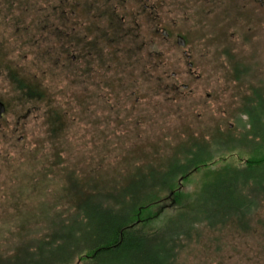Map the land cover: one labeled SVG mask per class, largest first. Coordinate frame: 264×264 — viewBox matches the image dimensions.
I'll use <instances>...</instances> for the list:
<instances>
[{
	"label": "rangeland",
	"instance_id": "rangeland-1",
	"mask_svg": "<svg viewBox=\"0 0 264 264\" xmlns=\"http://www.w3.org/2000/svg\"><path fill=\"white\" fill-rule=\"evenodd\" d=\"M94 1L0 0V100L6 104V115L0 119V264H26L40 254L45 263L62 237L69 236L65 226L71 230L81 223L76 211L85 198L95 205H112L131 178L144 174L147 183L150 170L162 171L175 156L184 167L190 158H208L210 153L217 161L211 169L222 179L205 174L206 169L183 181L182 189L193 194L205 187L193 200L196 210L191 216L232 198L233 203L258 209L248 218L245 209L244 227L196 226L198 235L184 242L175 264H264V173L254 172L253 181L232 168H246L253 151L242 137L248 135L255 113L249 98L256 90L264 93V23L257 22L264 8L256 5L239 13L233 9L230 20L222 12L211 16L200 9L190 17L182 10L177 29L186 47H159L164 52V87L173 82L176 93L159 86L156 96L148 88L150 81L137 79L129 84L131 95L122 90L117 99L103 95L105 85L99 87L100 97L95 95L96 75L88 63L93 58L86 56V48L62 43L86 34L82 29L98 10ZM122 1L118 19L126 4H134ZM64 7L73 14L68 26L59 14ZM74 19L86 24L77 23L74 30ZM250 24L255 25L253 31ZM143 32L139 42L151 37ZM242 36L249 37V46L238 47ZM134 47L132 59L144 50L133 51ZM173 73L176 77L171 78ZM13 74L38 87L43 100H27ZM190 151L193 154L185 157ZM144 183L132 185L140 188ZM168 194L161 192L159 197ZM172 209L167 208L169 213ZM177 219L166 223L162 233L180 228L184 220ZM95 220L94 216V225ZM147 247L139 254L143 259L151 253L163 256L158 243ZM72 262H80L76 253Z\"/></svg>",
	"mask_w": 264,
	"mask_h": 264
},
{
	"label": "trees",
	"instance_id": "trees-1",
	"mask_svg": "<svg viewBox=\"0 0 264 264\" xmlns=\"http://www.w3.org/2000/svg\"><path fill=\"white\" fill-rule=\"evenodd\" d=\"M59 14L62 20L63 12ZM12 78L27 100H43L44 94L38 87L25 84L16 74H13ZM254 100H257V97H250L249 103H254ZM258 100H262L261 97ZM252 111L255 113L251 114L250 130L248 135L242 137V140L250 141L253 151L245 160L246 168L242 166L232 168L237 170L238 174H245L244 177H253L254 181V172L264 173V121H257L259 117L264 119V110ZM54 124H56L55 121ZM186 154L185 157L189 158L188 155L193 152ZM214 155L210 153L208 158H190L189 161L192 162L184 167L178 164L179 159L175 156V161L162 171L150 170L147 173L149 182L146 183L144 174L131 178L127 188L112 205L103 203L95 205L85 198L81 204L78 203L76 211L81 223L71 230L65 226V231L69 232V236L62 237L58 247L56 246L53 251L55 254L51 256V262L49 259L44 263L45 256L40 254L37 259L30 258L26 264H72L73 253L79 257L78 264H175L181 250L185 247L184 242L191 240L196 233L198 235L199 231L196 230V226L204 227L205 224L208 227H217L235 223L244 227L245 224L241 223V218L245 209H247L246 212L249 211L248 214L245 213L248 218L256 212L258 207L249 208L233 203L236 198L227 200L228 203L219 204L213 209L198 210L195 216H191L196 210L192 207L193 200L205 187L201 185L199 191L193 194L190 191H184L182 183L188 180L194 172L206 169L208 170L205 174L212 173L216 175L215 179H222L220 173H215L216 171L211 169L214 163H217L213 160ZM133 181L145 183L139 188V186L132 185ZM246 186L248 187V185L243 187L247 190ZM166 191L169 192L167 197H159V193ZM167 200L169 203L165 202ZM167 206L169 209L173 208L174 211L169 213ZM81 209L83 212H80ZM94 216L96 225L93 224ZM176 219L184 220L183 223L181 222V227L171 234H163L164 225ZM188 220L189 223H185ZM80 241L84 246H81ZM154 242L159 244L160 254L164 251L163 256L156 258V255L151 253L143 259L139 254H142L148 248L147 246ZM69 243H71L70 246ZM133 253L136 255L132 256Z\"/></svg>",
	"mask_w": 264,
	"mask_h": 264
},
{
	"label": "flooded vegetation",
	"instance_id": "flooded-vegetation-1",
	"mask_svg": "<svg viewBox=\"0 0 264 264\" xmlns=\"http://www.w3.org/2000/svg\"><path fill=\"white\" fill-rule=\"evenodd\" d=\"M116 1L118 0H95L93 4L97 6L95 10H98L95 12L94 18L92 17L91 23L88 22L89 25L82 29L86 31L84 32L86 34L76 42L69 41L67 36V41L62 42L66 47H70V44L82 45L83 48H86V56H92L93 59L90 58L88 63L92 65L93 74L96 75L94 84L97 87V93L95 94L97 97H100L101 88L99 87L105 85L107 88L103 90L105 91L103 95L107 97L115 95L118 99L120 96L119 91L123 90V92L130 93L127 92V90H130L129 84L131 80L137 79L150 81L148 88L150 86V89L155 91L156 96H159V86L162 90L175 91L174 89L177 86L173 82L165 84L164 87L163 77L166 72L164 70V52L160 51L159 47H186V39L177 29L179 27L177 17L182 10L186 11L187 9L190 17L200 9L211 16L222 12L226 19L230 20L229 16L233 9L244 12L252 10L256 5L264 8V0H159V4H149V0H134L133 7L131 8L130 5L126 4L128 8L121 15V19H118V6L123 5V1L114 3ZM107 6L112 7V9H105ZM71 11L70 8L64 7L65 26L70 23V16L73 15ZM240 18H242V15H240ZM237 20H239V17ZM74 21L75 23H72L74 30L77 29V23L81 26L86 24L83 23V20L74 19ZM257 22L264 23V16ZM249 26L248 28L253 31L255 25L252 24L251 26L250 24ZM144 29L145 33H149L151 37H148V40L139 42ZM135 43L138 44L137 47ZM229 44L236 45L232 42H229ZM249 44V37L242 36L238 47H247ZM132 47H134L133 51L139 47L144 49L140 56L137 55L138 58L132 59ZM187 56L190 57V54H187ZM72 59L76 60L74 55ZM192 66L193 63L190 62V67L192 68ZM174 77H176L175 73L172 74L171 78ZM107 79L109 83L106 82ZM184 87L187 88L188 85H184ZM136 92L137 90L134 88L132 94L135 95ZM254 96H257V100H254V105L250 108L264 110V102L262 101L264 100V93L256 90ZM260 97L262 100H258ZM124 98L125 96L122 99L124 100ZM140 100V97H138L136 102ZM3 104L4 111L0 113V119L6 115V104L4 102ZM137 122H140V120H137Z\"/></svg>",
	"mask_w": 264,
	"mask_h": 264
},
{
	"label": "water",
	"instance_id": "water-1",
	"mask_svg": "<svg viewBox=\"0 0 264 264\" xmlns=\"http://www.w3.org/2000/svg\"><path fill=\"white\" fill-rule=\"evenodd\" d=\"M4 111V104L0 101V113Z\"/></svg>",
	"mask_w": 264,
	"mask_h": 264
}]
</instances>
